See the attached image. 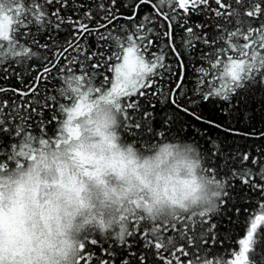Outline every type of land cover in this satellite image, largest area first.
Listing matches in <instances>:
<instances>
[{"label": "snow or ice", "instance_id": "6c2138e0", "mask_svg": "<svg viewBox=\"0 0 264 264\" xmlns=\"http://www.w3.org/2000/svg\"><path fill=\"white\" fill-rule=\"evenodd\" d=\"M12 77L21 88L0 85L12 96L0 98V169L23 166L36 142L59 146L61 112L71 118L82 102L67 108L65 86L123 97L116 109L130 130L155 121L167 133L182 116L199 135L197 125L218 123L201 102L232 105L241 90L264 86V0H0V79ZM157 100L171 110L161 115ZM224 151L202 169L218 190L212 208L151 221L126 210L118 227L87 229L72 264H264V148ZM225 198L244 234L226 237L220 253L210 221Z\"/></svg>", "mask_w": 264, "mask_h": 264}, {"label": "clouds", "instance_id": "9594fccd", "mask_svg": "<svg viewBox=\"0 0 264 264\" xmlns=\"http://www.w3.org/2000/svg\"><path fill=\"white\" fill-rule=\"evenodd\" d=\"M65 91L67 108L82 102L71 118L61 112L59 146L36 142L23 166L0 169L4 264H72L83 233L118 227L126 210L151 221L213 207L218 190L196 144L175 137L137 147L121 134L123 97Z\"/></svg>", "mask_w": 264, "mask_h": 264}, {"label": "trees", "instance_id": "16d2710c", "mask_svg": "<svg viewBox=\"0 0 264 264\" xmlns=\"http://www.w3.org/2000/svg\"><path fill=\"white\" fill-rule=\"evenodd\" d=\"M144 11H148L144 9ZM143 14V13H141ZM193 19H197L193 17ZM157 23V28H159ZM33 65L38 66L40 61L33 60ZM32 75H35L33 72ZM26 80H31V76H27ZM58 87V83L53 81ZM0 85H4L10 88H21V84L14 78L8 80L0 79ZM51 86V85H50ZM191 86V81H189ZM242 95L239 98L233 99V104L229 105L224 101L220 100H209L201 102L198 111L202 115L215 119L218 123L213 127H208L203 124L197 125L195 129L199 135H196L189 128V124H195V121L185 120L184 117H179V120L184 121L183 124H177L173 127L168 124L167 127L170 129L169 132L165 133V128L158 126L154 121L147 124H143L139 130H130L129 128L123 127L121 124V134L123 138L128 142H135L137 147L144 149L149 148L156 140L165 139L161 138L160 134L165 133L166 138L180 137L184 140H189L196 144L200 149L202 155L205 156L206 160L211 159V152L216 151L221 154H225V149L232 153L242 151L255 152L257 148H264V136L259 139H253L255 135L260 136V133H264V86L254 85L248 90H241ZM55 94V93H52ZM2 99H12L11 94L0 96ZM16 100L20 97L16 96ZM143 102V99H141ZM156 108L163 115L165 110L170 111L168 102L161 104L158 100L155 102ZM237 109L238 111L234 110ZM168 115H172L171 112ZM164 117L161 116V120ZM134 128V125L132 126ZM38 131V130H37ZM226 155V154H225ZM238 187V185H237ZM251 202H249V205ZM249 206L245 210V215L249 211H252ZM235 216L232 206L229 204L227 199L223 204L219 206V211L212 214V220L210 223H215L218 235L221 239V244L215 246L216 251L223 253L224 248L229 245L226 237L231 235L233 242L239 237L243 236V230L239 225L234 223ZM209 239H211L209 237ZM231 247L238 250V245L233 243ZM258 251L264 254V246H261ZM257 262L260 261V255L253 257Z\"/></svg>", "mask_w": 264, "mask_h": 264}]
</instances>
